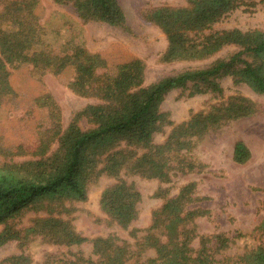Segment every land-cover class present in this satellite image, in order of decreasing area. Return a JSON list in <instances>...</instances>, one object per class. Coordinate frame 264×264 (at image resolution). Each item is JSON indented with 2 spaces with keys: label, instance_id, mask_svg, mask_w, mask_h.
Masks as SVG:
<instances>
[{
  "label": "trees",
  "instance_id": "16d2710c",
  "mask_svg": "<svg viewBox=\"0 0 264 264\" xmlns=\"http://www.w3.org/2000/svg\"><path fill=\"white\" fill-rule=\"evenodd\" d=\"M38 1L8 0L0 13L9 22V29H0V108L15 94L9 81L12 70L25 64L39 76H58L70 67L73 74L66 88L95 98L96 103L74 112L63 127L59 104L51 93L33 99L47 119L40 122L34 138L3 152L20 160L10 157L0 162V245L15 241L24 249L39 237L70 248L91 240L94 257L69 250L46 254L42 262H34L22 252L0 264H264V218L254 228L255 246L216 259L230 240L222 233L197 234L195 219L209 211L197 206L201 198L195 195L194 182L182 185L174 196H168L166 189L154 193L163 201L152 210L140 238L136 235L140 230L131 229L134 244L114 234L88 239L73 224L78 205L87 200L89 188L103 175L115 180L99 199L106 221L128 229L138 216L141 195L124 176L170 181L176 164L192 170L188 154L195 146L193 138L202 139L230 121L259 111V104L240 94L175 125L168 112L160 110L174 89L189 90L190 96L208 92L220 96L223 88L218 79L222 77L264 94V29H213L240 6V0H185L182 6L142 9L144 21L158 27L167 41L162 61L206 59L225 47L235 48L227 58H218L206 68L183 70L147 85L145 63L139 58L110 66L100 53L88 51L74 39L69 41L70 49L55 53L43 38L46 33L35 13ZM54 1L69 4L83 22L127 29L118 0ZM83 119L88 128L81 126ZM167 125L172 127L163 142H154V135ZM250 157L247 146L237 142L233 161L244 164ZM195 238L198 248L192 247ZM147 251L153 256H146Z\"/></svg>",
  "mask_w": 264,
  "mask_h": 264
},
{
  "label": "rangeland",
  "instance_id": "374dc122",
  "mask_svg": "<svg viewBox=\"0 0 264 264\" xmlns=\"http://www.w3.org/2000/svg\"><path fill=\"white\" fill-rule=\"evenodd\" d=\"M7 1L0 0V13ZM118 1L125 13L126 30L104 23L83 22L69 4L54 0H39L35 13L46 33L43 38L55 53L63 54L70 49L69 41L74 39L88 51L100 53L110 66L139 58L145 63V85L183 70L206 68L218 58H227L235 50L234 46H229L206 59L162 61L167 45L165 36L158 27L144 21L141 10L158 6H182L185 0ZM8 23L0 18V29H9ZM232 28L242 31L263 30L264 0H240L237 9L213 26L216 30ZM72 74V69L67 67L58 76H39L31 72V66L26 64L12 70L9 81L15 94L6 98L0 108V162L10 157L20 160V156H6L3 152L34 138L40 122L47 119L43 110L34 106L35 97L45 92L51 93L59 104L63 127L67 126L74 112L87 104L96 103L95 98L79 96L66 88L65 84ZM218 81L223 88L220 96L209 92L190 96L189 90L174 89L165 96L160 110L168 112V119L175 125L189 120L197 112H207L231 95L240 94L259 104V111L250 117L230 121L202 139L193 138L195 146L188 154L193 162L192 170L180 169L179 165L174 166L175 163H172L174 167L170 181L124 176L128 182L135 184L141 195L137 205L138 216L128 229L110 225L106 221L99 199L115 180L102 175L89 188L87 200L79 204L73 214V224L82 236L92 239L114 234L134 244L136 239L130 235L131 229L140 230L136 234L137 239L140 238L143 234L141 230L149 224L152 210L163 201L162 196H154V193L158 189H166L168 196H174L182 185L194 182L195 195L201 198L197 206L209 211L195 219L197 234L211 236L222 233L230 240L228 248L216 255V259L241 254L258 243V237L253 232L264 218V94L255 93L245 84L236 85L231 77H222ZM81 126L88 128L89 124L83 119ZM171 127L167 125L163 132L156 133L154 142H163ZM237 142L244 143L251 153L249 161L244 164L232 159ZM12 150L15 152V149ZM198 246L199 239L195 238L192 247ZM69 250L80 251L85 257H94L91 240L67 248L46 243L37 237L24 249H20L15 241L0 245V261L23 252L30 255L34 262H42L46 254H60ZM145 254L153 256V252L147 251Z\"/></svg>",
  "mask_w": 264,
  "mask_h": 264
}]
</instances>
